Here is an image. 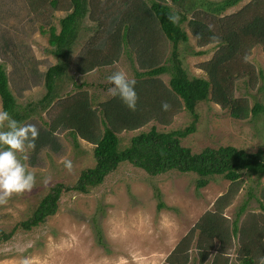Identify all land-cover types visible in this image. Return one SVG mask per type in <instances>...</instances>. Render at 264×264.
I'll list each match as a JSON object with an SVG mask.
<instances>
[{
	"label": "rangeland",
	"instance_id": "obj_1",
	"mask_svg": "<svg viewBox=\"0 0 264 264\" xmlns=\"http://www.w3.org/2000/svg\"><path fill=\"white\" fill-rule=\"evenodd\" d=\"M32 1L0 0V64L7 75L8 88L18 111L40 102L46 93L45 72L58 63V59L50 54L46 36H42L39 29H48L46 24H51L58 32L57 20L66 15L69 7V0H59L56 10L38 3L39 0ZM130 1L86 0L88 13L72 47L69 67L66 75L56 82L58 98L64 100L86 94L96 108L112 97L108 91L111 85L105 79L107 75L123 70L134 79L136 72L145 70L140 66L134 48L125 45L111 65L100 66L84 75L77 74L73 68L80 54L89 50L96 52L102 42L106 44L105 55L113 53L117 41L110 38L112 18L121 11H129L132 7ZM149 1L141 0L146 5H150ZM160 1L156 0L171 6L170 0ZM190 1L182 0L179 5H187ZM206 1L219 3L222 0ZM252 1L242 0L220 17L234 15ZM200 14L203 13L196 7L194 12L187 14V22L201 20ZM182 27L188 36V41L178 47L182 67L189 77L206 79L200 65L213 57L217 47H199L187 23ZM157 41L156 52L153 49L157 65L169 66L171 45L158 35ZM200 52L203 55H197ZM19 57L21 62L23 59L28 61L26 68L21 67ZM147 57L141 59L146 61ZM246 62L254 79L251 81L247 73L240 74L234 97L247 101L249 107L254 103L264 107V95L258 91L264 83V51L253 48ZM258 71L261 78L257 77ZM158 82L168 89L169 76L158 77ZM180 104V101L174 103L171 113L163 119L166 124L153 119L137 131L117 134L120 149L126 148L133 136L148 132L152 127L167 133L193 125L194 132L180 140L181 146L193 154L205 148L219 147H233L251 154L258 150L264 152V115L233 119L228 110L207 100L197 106V120L193 122L192 116L180 109ZM56 108L55 101L48 107L39 105L25 123L45 130L56 114ZM93 148L80 139L74 143L66 133H56L51 143L38 154L33 155L29 149L26 151L27 159L22 162L28 171L34 173L35 181L31 190L13 194L6 203L0 204L1 238L11 234L6 241L0 239V264H165L180 240L205 213L215 210L216 200L228 193L232 186L221 177H213L205 188L196 190L198 178L194 174L172 171L150 177L128 164H120L101 185L85 194L62 192L56 214L44 224L30 231L20 229L19 224L31 217L40 200L53 187L62 184L70 188L82 171L93 168ZM65 160L71 162L70 170L64 167ZM232 188V200L222 211L228 224L236 218L244 203L246 208L239 219V227L247 225L252 216L264 222V211L260 207H264V177L243 176L238 188ZM159 203L161 209H158ZM230 246L226 252L227 260L229 264H239V235L232 238ZM215 249L204 264L211 263ZM189 254L191 260L188 264H200L195 250ZM257 264H264V240Z\"/></svg>",
	"mask_w": 264,
	"mask_h": 264
},
{
	"label": "trees",
	"instance_id": "obj_2",
	"mask_svg": "<svg viewBox=\"0 0 264 264\" xmlns=\"http://www.w3.org/2000/svg\"><path fill=\"white\" fill-rule=\"evenodd\" d=\"M181 1L170 0L169 6L156 0H150V5L141 0L136 3L131 0L132 10L121 11L112 18L114 24L111 23L110 38L117 41L113 53L106 56V44L102 42L96 47V52L86 51L74 61L75 72L84 75L100 66L113 64L123 45L134 48L140 66L145 69L134 74L137 94L135 110H129L113 96L94 108L93 101L86 94L62 100L55 92L56 82L66 75L72 47L80 33L81 22L88 13L86 0H69L68 12L57 20L58 32L51 24H46L48 29H39L40 34L46 36L50 54L58 59V63L45 72L43 78L46 93L36 105H29L23 111L17 110L15 99L8 88L7 75L0 64L1 109L7 110L14 119L25 123L39 105L48 107L56 102V114L46 125L47 129L38 130L35 146L29 149L34 152L33 155L51 143L52 136L56 133H66L74 143L80 139L94 147L93 168L82 171L70 188H65L62 184L53 187L40 200L31 217L19 224L20 229L30 231L44 224L46 219L56 214L62 192L85 194L101 185L120 164H128L150 177L172 171L194 174L198 178L196 190L205 188L209 179L221 177L232 185L229 192L219 197L214 203L215 210L205 213L180 240L166 258L165 264H188L191 250L197 252L199 263L204 264L215 248L210 264H229L226 252L231 247L232 238L237 235L241 240L237 262L257 264L263 250L264 222L258 221L257 216H252L247 225L238 226L246 203L238 209L231 224H228L222 211L232 200V187L237 189L243 176L258 179L264 177L262 150L251 154L233 147H219L205 148L200 153L193 154L180 143L181 139L194 132L193 125L167 133L152 127L148 132L133 136L126 148L119 147L117 134L137 131L153 119L166 124L163 119L171 113L174 103L178 101L181 103L180 109L189 113L193 122L197 120V106L207 100L228 110L233 119L264 115L261 104L254 103L249 107L247 101L234 97L235 83L240 80V74L247 73L251 81L254 79V73L246 62L250 51L255 47L264 51V0H254L236 14L225 17L220 16L242 0H222L219 3L192 0L182 6L179 5ZM38 3L47 4L50 9L56 10L59 0H39ZM196 7L203 13L200 14L201 20L187 22V14L194 12ZM185 23L199 47H217L213 57L200 65L206 79L189 77L179 60L178 47L188 41L182 27ZM153 35L156 36L155 39ZM157 35L171 45L169 66L157 65L156 54L153 53V49L156 52L159 44ZM197 55L201 56L203 53ZM145 56H148L146 61L141 59ZM241 61L243 63L240 64ZM28 64L23 59L21 67L24 69ZM162 75L169 76L168 89L158 82V77ZM257 77L261 78L260 71ZM258 91L264 95V83ZM162 101L169 105L166 111L161 110ZM177 107L179 109V104ZM260 207L264 211L263 205ZM161 208L162 204L159 203L158 209ZM10 235L1 238L0 233V239L6 241Z\"/></svg>",
	"mask_w": 264,
	"mask_h": 264
},
{
	"label": "clouds",
	"instance_id": "obj_3",
	"mask_svg": "<svg viewBox=\"0 0 264 264\" xmlns=\"http://www.w3.org/2000/svg\"><path fill=\"white\" fill-rule=\"evenodd\" d=\"M105 79L111 85L108 89L111 96L118 98L129 110H135V79L129 78L123 70L114 71ZM160 107L166 111L169 105L162 101ZM38 134L35 125L19 122L7 110L0 109V204L6 203L13 194L32 189L34 173L28 171L22 161L27 159L26 151L35 146ZM64 167L70 170L71 162L65 160Z\"/></svg>",
	"mask_w": 264,
	"mask_h": 264
}]
</instances>
